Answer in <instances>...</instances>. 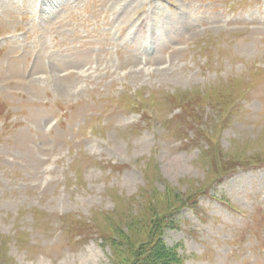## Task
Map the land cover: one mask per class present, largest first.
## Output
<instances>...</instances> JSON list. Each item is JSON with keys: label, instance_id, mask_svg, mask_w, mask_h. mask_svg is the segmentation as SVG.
<instances>
[{"label": "rangeland", "instance_id": "374dc122", "mask_svg": "<svg viewBox=\"0 0 264 264\" xmlns=\"http://www.w3.org/2000/svg\"><path fill=\"white\" fill-rule=\"evenodd\" d=\"M147 171L183 264H264V0H0V264H129Z\"/></svg>", "mask_w": 264, "mask_h": 264}, {"label": "trees", "instance_id": "16d2710c", "mask_svg": "<svg viewBox=\"0 0 264 264\" xmlns=\"http://www.w3.org/2000/svg\"><path fill=\"white\" fill-rule=\"evenodd\" d=\"M195 96L193 93H180L174 96V100L178 105L181 106V108H183L185 112H187V101L190 100L191 97L196 101L197 97ZM200 132L204 138L208 140L212 139L213 142L217 143L214 136L203 131ZM185 136L187 135L183 134L182 138H184ZM230 171H232V169L228 171L225 170L223 174L227 175L230 173ZM146 174L148 178L149 189L153 191V195H151L150 193L148 195V197H151L149 203V211L153 214V217L149 218L144 224L143 228L139 230V233L142 237V242L139 243V245L132 251L131 256L133 257V259L131 262H129V264H183V259L178 253L177 249L168 247V245L163 240V235L168 228H174L175 226L172 225L168 220L174 218L176 213L180 209L187 206L189 202H191V200L196 196L181 197L182 194H179L175 189H168L167 193H165V195H162L166 199V201L162 197H159L156 200V198L158 197L157 195L159 194L151 185V183L154 181V178L151 177L150 171H147ZM172 198L173 200H171ZM198 198L199 196H197L196 200ZM160 202L164 203V207H160ZM82 223L83 222L80 221L75 222L73 231L77 235H83L82 232L86 233L83 231V229L82 231H78V229H75L77 226H79V228L83 227L84 225ZM136 223V221L132 220L128 223L127 229L129 230L133 228L136 232L138 226V224L136 225ZM115 229L116 232H105L103 230H100L98 232H102V234L104 235L102 239L110 242L113 249L117 251L123 247L125 240L129 241V235H126L125 232L119 231L118 228ZM0 244H3V241H1V239Z\"/></svg>", "mask_w": 264, "mask_h": 264}]
</instances>
